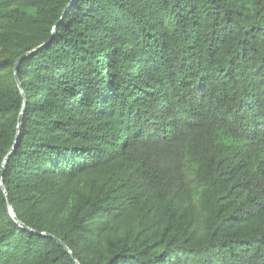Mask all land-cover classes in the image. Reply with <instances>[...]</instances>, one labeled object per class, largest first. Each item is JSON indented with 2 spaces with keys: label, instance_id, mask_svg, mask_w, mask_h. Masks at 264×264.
Segmentation results:
<instances>
[{
  "label": "trees",
  "instance_id": "obj_1",
  "mask_svg": "<svg viewBox=\"0 0 264 264\" xmlns=\"http://www.w3.org/2000/svg\"><path fill=\"white\" fill-rule=\"evenodd\" d=\"M14 145L0 264H264V0H0Z\"/></svg>",
  "mask_w": 264,
  "mask_h": 264
},
{
  "label": "water",
  "instance_id": "obj_2",
  "mask_svg": "<svg viewBox=\"0 0 264 264\" xmlns=\"http://www.w3.org/2000/svg\"><path fill=\"white\" fill-rule=\"evenodd\" d=\"M75 0H72V3L74 2ZM53 37V35H52ZM48 43H45L37 48H35L34 50L30 51V52H27L25 53L24 55H22L16 62L15 64V69H14V77H15V80H16V83L18 85V88L20 89L21 93L23 96L24 93H23V90H22V85L20 83V80L18 78V68H19V65L21 63V61L23 59H25L26 57L28 56H31V55H34L35 53H37L42 47H44L45 45H47ZM24 107H25V103L23 105V109H22V112L19 116V119H18V125L20 126L21 124V120H22V115H23V110H24ZM19 126H18V129H19ZM18 135H19V131H18ZM18 137V136H17ZM17 141V139H16ZM16 141H15V144H16ZM15 150V145L13 146V148L11 149L10 153L5 157L4 161H3V164H2V170H1V174H0V187L2 189V192L4 193L5 195V198H6V201H7V204H8V207H9V212H10V215L11 217L14 219L15 223L20 226L22 229H25L29 232H35L34 230L28 228L25 224H23L17 217H16V214H15V211H14V208L13 206L11 205V202H10V198H9V195L6 191V188H5V185H4V182H3V176H4V172H5V167H6V163L8 162L10 156L12 155L13 151ZM41 235H44V236H49L51 237L52 239H54L57 243H59L61 246L64 247V249L71 255V257L73 258V260L76 262V264H80L77 259L75 258L73 252L70 250V248L68 246H66L60 239L50 235V234H47V233H41Z\"/></svg>",
  "mask_w": 264,
  "mask_h": 264
}]
</instances>
